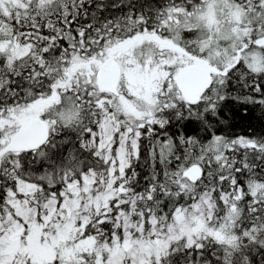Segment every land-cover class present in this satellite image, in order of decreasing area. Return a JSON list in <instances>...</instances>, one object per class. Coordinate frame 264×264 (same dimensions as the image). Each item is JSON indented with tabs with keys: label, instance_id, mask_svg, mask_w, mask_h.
<instances>
[{
	"label": "snow or ice",
	"instance_id": "snow-or-ice-1",
	"mask_svg": "<svg viewBox=\"0 0 264 264\" xmlns=\"http://www.w3.org/2000/svg\"><path fill=\"white\" fill-rule=\"evenodd\" d=\"M0 264H264V0H0Z\"/></svg>",
	"mask_w": 264,
	"mask_h": 264
}]
</instances>
